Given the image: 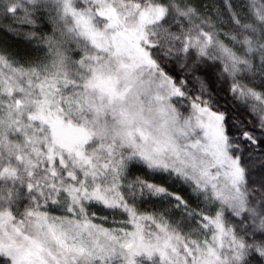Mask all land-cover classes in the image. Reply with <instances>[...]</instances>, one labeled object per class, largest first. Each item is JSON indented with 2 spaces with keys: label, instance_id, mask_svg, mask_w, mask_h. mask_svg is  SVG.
I'll use <instances>...</instances> for the list:
<instances>
[{
  "label": "snow or ice",
  "instance_id": "obj_1",
  "mask_svg": "<svg viewBox=\"0 0 264 264\" xmlns=\"http://www.w3.org/2000/svg\"><path fill=\"white\" fill-rule=\"evenodd\" d=\"M0 264H264V0H0Z\"/></svg>",
  "mask_w": 264,
  "mask_h": 264
}]
</instances>
